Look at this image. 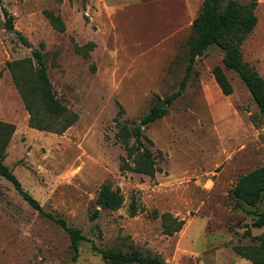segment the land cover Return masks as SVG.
I'll return each instance as SVG.
<instances>
[{
    "label": "rangeland",
    "instance_id": "1",
    "mask_svg": "<svg viewBox=\"0 0 264 264\" xmlns=\"http://www.w3.org/2000/svg\"><path fill=\"white\" fill-rule=\"evenodd\" d=\"M203 1L0 0V121L14 126L3 163L43 211L84 237L72 259L66 231L0 177V264H107L102 250L163 264L264 257V226L251 225L264 204H238L231 194L240 176L264 167V115L223 65V51L210 45L165 115L140 125L177 91ZM45 12L61 19L63 31ZM254 14L239 51L264 80V0H256ZM33 50L42 55L53 96L77 116L59 134L29 127L6 67L30 59L35 72ZM135 128L152 142L153 176L131 170L140 159L129 154L135 140L126 133ZM102 184L122 197L118 209L96 205Z\"/></svg>",
    "mask_w": 264,
    "mask_h": 264
},
{
    "label": "trees",
    "instance_id": "2",
    "mask_svg": "<svg viewBox=\"0 0 264 264\" xmlns=\"http://www.w3.org/2000/svg\"><path fill=\"white\" fill-rule=\"evenodd\" d=\"M83 1V0H82ZM224 0H204L198 15L193 19L191 26L193 33L187 39V65L176 92L164 99L166 106L173 98L179 97L186 85L191 73L195 59L204 54L210 45H216L223 51L222 63L225 68L234 70L248 89L258 111L264 115V80L258 75L256 70L242 60L239 46L252 31L256 24L254 9L256 0L247 3L239 0H228L224 11L220 6ZM6 14V13H5ZM52 27L57 31H63V24L58 16H53L45 12ZM6 26L12 28L11 19L7 17ZM20 42L30 47L26 39L20 37ZM32 58L36 62L35 72L30 65V59L8 62V68L15 87L20 93L24 108L27 111L28 125L40 131L62 133L77 116L70 112L59 99L52 93L46 68L42 55L39 51L31 52ZM30 83V87L27 84ZM166 109L157 105L140 120V125L144 126L163 117ZM14 132V126L10 123L0 121V177L7 180L19 193L22 199L42 217L51 220L66 231L70 241V248L73 252L72 259L78 254L79 242L84 237L78 230L68 227L62 219L56 218L48 212L43 211L39 203L26 191L22 189L12 171L3 163L5 149ZM127 137H134L135 145L128 151L131 155L135 151L138 159L135 160L131 170L153 176L158 171L151 160L152 154L146 145L152 142L145 138L139 128L132 129L126 133ZM128 168V167H127ZM233 199L240 204L255 206L264 204V167L255 168L240 176L231 189ZM122 204V197L118 191L112 190L107 184H102L96 196V205L106 210H116ZM98 211H93L91 218H96ZM251 225L255 228L264 226V208L256 213ZM101 256L107 264H163L158 257H143L136 252L129 254L113 250H102ZM252 264H264V257Z\"/></svg>",
    "mask_w": 264,
    "mask_h": 264
},
{
    "label": "water",
    "instance_id": "3",
    "mask_svg": "<svg viewBox=\"0 0 264 264\" xmlns=\"http://www.w3.org/2000/svg\"><path fill=\"white\" fill-rule=\"evenodd\" d=\"M227 3H228V0H224L223 1V3L221 4V7H220V10L221 11H224L225 10V7H226ZM10 31H13V30H10ZM161 105H162V107L166 106L165 103H164V101H161Z\"/></svg>",
    "mask_w": 264,
    "mask_h": 264
}]
</instances>
